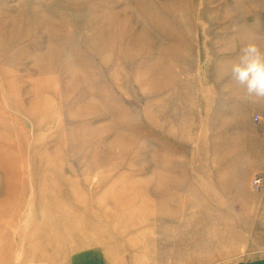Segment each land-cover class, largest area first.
Segmentation results:
<instances>
[{
    "label": "rangeland",
    "instance_id": "1",
    "mask_svg": "<svg viewBox=\"0 0 264 264\" xmlns=\"http://www.w3.org/2000/svg\"><path fill=\"white\" fill-rule=\"evenodd\" d=\"M252 38L264 0H0V264L264 254V98L224 72ZM114 187L147 219H89Z\"/></svg>",
    "mask_w": 264,
    "mask_h": 264
},
{
    "label": "bare ground",
    "instance_id": "2",
    "mask_svg": "<svg viewBox=\"0 0 264 264\" xmlns=\"http://www.w3.org/2000/svg\"><path fill=\"white\" fill-rule=\"evenodd\" d=\"M20 17V16H19ZM18 17V18H19ZM108 41V40H107ZM106 42L102 43L103 45L105 44ZM106 45V44H105ZM109 45V44H108ZM112 47V46H111ZM4 158H6V161H5V165L6 167H10L12 170H13V167H14V161L10 158V157H7L6 155L4 156ZM39 161V160H38ZM41 161V160H40ZM42 161H46L48 165H53L54 162H52L51 160H42ZM45 162V164H46ZM41 163V162H40ZM40 163H38L40 165ZM44 163V162H43ZM42 163V165H43ZM47 164L45 165V167L47 166ZM48 167V166H47ZM42 168V167H41ZM44 170V169H43ZM43 172V171H42ZM43 174V173H42ZM51 174V173H50ZM44 178H45V175H44ZM54 178V177H53ZM56 179V178H55ZM47 180V179H46ZM256 179H253L252 182H254ZM55 183V182H54ZM57 183V182H56ZM51 184H49V187H50ZM53 185H56V184H53ZM64 185H68L70 186L71 189V195H72V199L74 201L77 202V199L76 198V187H75V184H64ZM227 185V184H226ZM44 189L46 190V187H44ZM50 189V188H49ZM54 189V188H53ZM82 189V188H81ZM112 190V189H111ZM53 191V190H52ZM84 191V190H83ZM108 191V190H107ZM104 190V192H106L103 196H102V201H104L103 205L105 204H108L110 203L111 204V207H108L106 205V207H103L104 209H95L93 205V203H87V209H85L86 211V214L87 217H89V219H94L97 218L100 220V218L102 219L103 217L106 216V218H109V219H121V221H123L125 224H128L129 226H136V224L138 223H133V219H137V220H145L147 219V212L151 209V205L149 204V202H147L146 200H141V197L139 196V194H134V195H127V194H124L120 191L119 188H115L114 187V192L113 191H109L107 192ZM81 192V190H80ZM129 192V191H128ZM134 192V191H133ZM50 193V192H49ZM48 193V194H49ZM65 193V192H64ZM126 193V192H125ZM153 194L157 195V193L155 192H152ZM167 195L171 196L170 192L169 191H166L165 192ZM63 196V195H62ZM104 196H106V199H104ZM169 196H166V201H169L170 197ZM140 197V199H138ZM59 199V196L54 194L51 196L50 200L52 201H57ZM61 200V198L59 199ZM80 200V199H79ZM63 202V200H61ZM82 202V201H81ZM84 203V201L82 202ZM102 203V202H101ZM99 203V204H101ZM74 204V202L72 203ZM95 210H94V209ZM100 216V217H98ZM68 218H65L64 217V220H63V223L61 224V227H65V228H68L69 227V224L71 223V225L74 223V222H71V221H77L76 220V216L74 214V216L72 215L71 217L75 218L74 220L70 219L69 216H67ZM108 219V220H109ZM112 219V220H113ZM91 223L92 222H87L86 224L89 225V229L92 228V229H95L93 228L94 226H91ZM82 225V224H81ZM95 225V224H94ZM127 226V225H125ZM138 226V225H137ZM79 228V227H78ZM53 229V227L51 228ZM80 229L82 230V227H80ZM134 229V228H133ZM136 230V229H135ZM83 231V230H82ZM137 231V230H136ZM80 234V233H78ZM91 241L93 239H90ZM95 241L97 242H100L98 239H94ZM96 245V244H95ZM126 246V245H125ZM84 247V245H83ZM87 247V246H86ZM110 247V246H109ZM124 246L122 245H117L115 247L116 250L120 249V248H123ZM111 248V247H110ZM111 253L109 252L108 255L111 259H113V262H116V260L119 258H115V254L113 256L110 255ZM105 256V255H103ZM108 257V258H109ZM106 257V261H109L107 260L108 259ZM112 262V263H113Z\"/></svg>",
    "mask_w": 264,
    "mask_h": 264
},
{
    "label": "clouds",
    "instance_id": "3",
    "mask_svg": "<svg viewBox=\"0 0 264 264\" xmlns=\"http://www.w3.org/2000/svg\"><path fill=\"white\" fill-rule=\"evenodd\" d=\"M224 72L243 86L247 99L264 98V47L257 39L245 42Z\"/></svg>",
    "mask_w": 264,
    "mask_h": 264
},
{
    "label": "crops",
    "instance_id": "4",
    "mask_svg": "<svg viewBox=\"0 0 264 264\" xmlns=\"http://www.w3.org/2000/svg\"><path fill=\"white\" fill-rule=\"evenodd\" d=\"M218 255H220V254H217V256ZM227 260L221 261L218 264H264V254H259V255L250 256V257H246V258H240V257H238V258H235V259H232V260H228V261ZM123 263L124 262H121V259L120 258H118L116 260V262H113V264H123ZM75 264H91V263H86V262H83V261L79 260ZM106 264H107V262H106Z\"/></svg>",
    "mask_w": 264,
    "mask_h": 264
},
{
    "label": "built area",
    "instance_id": "5",
    "mask_svg": "<svg viewBox=\"0 0 264 264\" xmlns=\"http://www.w3.org/2000/svg\"><path fill=\"white\" fill-rule=\"evenodd\" d=\"M258 182H259V180H258V179H256V180L254 181V184H258Z\"/></svg>",
    "mask_w": 264,
    "mask_h": 264
}]
</instances>
